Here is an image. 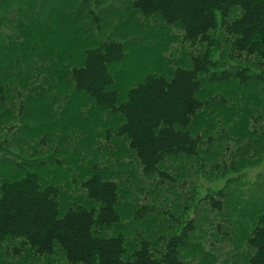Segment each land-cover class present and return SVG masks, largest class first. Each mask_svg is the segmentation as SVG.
Instances as JSON below:
<instances>
[{"label":"trees","instance_id":"obj_1","mask_svg":"<svg viewBox=\"0 0 264 264\" xmlns=\"http://www.w3.org/2000/svg\"><path fill=\"white\" fill-rule=\"evenodd\" d=\"M130 14L139 16L134 23ZM150 17L195 47L184 67L127 69L137 64L128 60L134 42L163 41L159 55L171 45L144 32ZM78 135L85 158L95 147L113 151L108 161L134 163L155 190L175 187L191 163L209 175L260 166L264 0H0L2 255L48 264H218L196 235L198 214L180 225L139 204L98 155L85 167L77 165L82 153L65 164L77 172L63 186L83 193L70 202L57 175L47 180L7 156L13 145L58 136L64 154ZM240 184L204 196L208 213L220 217L210 235L227 243L236 231L248 249L244 264H264V169L255 186Z\"/></svg>","mask_w":264,"mask_h":264},{"label":"rangeland","instance_id":"obj_2","mask_svg":"<svg viewBox=\"0 0 264 264\" xmlns=\"http://www.w3.org/2000/svg\"><path fill=\"white\" fill-rule=\"evenodd\" d=\"M128 16L129 17H127V19H129V22L131 23H134L139 17L131 14ZM142 22L147 24V26L143 27L146 34H151L152 37L159 35L163 40L165 39V43L161 44L160 47L165 45L167 41H170L171 45L168 46L166 53L159 55L157 53L158 49L156 50L159 45L156 44L162 43L163 41H157L156 39L148 36L149 39H143V41L145 40L144 42H134L132 46H130L131 53L130 51L128 52L130 53L128 60L133 59V62L137 61V64H132V62L130 63V61H128L127 69L131 70V72H135L134 68L138 69L143 66V72H148V68L150 69V66L152 67L154 64H157L161 67L160 70H157L165 72L167 70L164 67L165 65H169L171 68L177 66L184 67L185 64L181 62L185 61L184 57H186L187 51H196L195 47L190 46V44H183V42L179 40V30L175 27L172 28L163 26L158 18L150 17L148 21L144 19ZM215 36H217V38L219 37L218 32H216ZM174 38H178L176 42H174ZM220 53L221 51H219V53L216 50L214 51L216 59H219ZM224 62L225 65L229 64L227 59H225ZM231 63L233 64V61H230V64ZM30 125V127L26 126L29 131L32 130L33 123ZM27 128L22 127L23 131L26 133ZM59 133H61L60 130L57 134ZM81 138V135H78L71 144V147H69L67 152L64 154L60 147L62 139L58 136V138L53 140L49 139L48 144L46 141V145L37 144L39 143L37 140H35L37 143L34 142L28 146L20 147L13 145V147L9 150V153H7V156L10 160L12 159L15 162L18 161L19 163L26 164L31 163L30 168L38 171L39 174L47 180H52L55 178L54 176L57 175L58 180L62 179V189H65L66 191H64L65 198L67 200L70 199L66 202H70L73 199L83 198L82 191L74 183H72L68 189L66 185L65 187L63 186V184H65V180H69L71 183V178L76 175L77 171H75L72 164H68L70 171L65 164L76 162L77 154L83 152V147L78 144V141ZM88 153L87 158H85L84 153H82L81 158L83 159H81L77 165L81 164L85 167L89 164V160H97L96 155H98L99 159L97 162L103 166V168L107 167L112 171L116 170V172L120 173V178H125L123 184L128 189L129 193H131L132 198L136 199L139 204L141 203L155 206L157 209L156 211L159 214L167 217L171 215L170 218L180 220V225L190 219L197 221L196 218L198 214L201 221L198 220L200 227L196 232V235H201L202 237L200 238H204L203 243L206 249L213 248V253L219 259L218 264H244V257L248 249L240 242V240L237 242L239 235L236 231L234 237L227 243H218L219 240L216 236L211 237L210 232L212 231L214 224L220 221V217L208 213L203 202V198L208 194H212L223 189L228 184H232L231 186H234L235 182H238L239 184L241 183L240 186L245 188H249V185L255 186L258 176L263 172L264 159L260 166L247 168L240 172L221 171V169L220 172L212 173L210 175L208 166L202 167V165L191 163L185 171L186 173L184 179L180 178V181L175 187H160L155 190L153 187L151 188L152 184L140 176V173L137 171L134 163L128 165L127 167L118 168L116 163L112 160L108 161L109 154L112 155L114 153L113 151L109 150L108 153L103 147H100L99 149L98 147H95ZM56 164L61 166V168H58ZM223 172H225L224 176ZM140 188H142V190H140ZM150 188L154 190L152 195L148 192V190H151ZM158 218L163 219L160 215ZM247 224L250 223L247 222ZM236 228L237 227L235 226V229ZM2 246L3 247H0V264H5V262H9L11 264H48V260L45 258H41L37 261H31V259L23 260L21 258L10 259L9 257H4L2 255V251L5 245ZM58 260H60L59 264H62L61 259L59 258ZM51 261L54 263L53 258H51Z\"/></svg>","mask_w":264,"mask_h":264}]
</instances>
